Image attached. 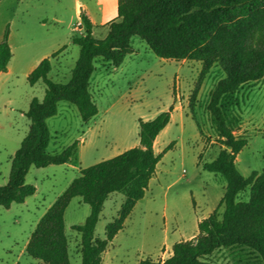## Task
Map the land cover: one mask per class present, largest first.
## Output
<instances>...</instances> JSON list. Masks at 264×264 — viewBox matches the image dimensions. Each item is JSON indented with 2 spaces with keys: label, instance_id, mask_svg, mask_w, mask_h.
I'll return each instance as SVG.
<instances>
[{
  "label": "rangeland",
  "instance_id": "rangeland-1",
  "mask_svg": "<svg viewBox=\"0 0 264 264\" xmlns=\"http://www.w3.org/2000/svg\"><path fill=\"white\" fill-rule=\"evenodd\" d=\"M116 2L4 0L0 3V41L9 27L14 33L15 47V58L10 64L12 71L4 75L0 83V187L9 183L13 159L30 133L31 121L26 114L31 103L34 98L43 101L46 95L42 82L35 86L29 83L30 68L59 44L63 48L54 59L59 58L63 66L56 63L49 78L67 84L81 54V47L73 40L85 35L84 28L80 27L81 14L91 11L97 23L94 37L104 40L110 32L107 22L118 16ZM132 46L134 53L126 57L117 71L103 58L96 60V73L90 85L93 99L101 110L96 118L84 122L77 106L62 101L57 116L48 120L51 154L63 153L76 141L79 147L68 164L31 169L27 183L36 186L38 192L25 204H14L10 209L0 206V264H40L22 252L47 211L80 176L82 169L119 154L123 149L119 140L129 145L138 140L140 145L136 123L141 117L151 118L167 107L171 97L176 103L181 96L180 101H186L189 114L176 115L181 124L174 125L166 139L168 146L175 142L174 147L161 161L160 174L153 181L152 189L137 204L125 228L105 253L103 264H139L147 258L168 260L167 248L177 241L179 234L191 233L196 216L206 217L219 206L227 180L221 174L207 171L204 164L214 161L221 150L226 149L208 105L227 73L220 62L203 73L204 65L198 61H164L138 37L132 39ZM115 99L117 103L113 108ZM231 110L237 117L236 137L248 140V146L238 156V168L245 177L253 172L262 173L264 78L242 86ZM250 196L251 187L239 195L238 201L248 202ZM124 201V193L110 199L97 227L98 237L105 238L107 225L119 218ZM223 212L221 208L220 217ZM90 214V205L80 197L67 209L66 231L72 264H82V237L74 227L85 224ZM167 231H171L170 240ZM205 261L264 264L259 253L248 247L221 248Z\"/></svg>",
  "mask_w": 264,
  "mask_h": 264
},
{
  "label": "trees",
  "instance_id": "trees-1",
  "mask_svg": "<svg viewBox=\"0 0 264 264\" xmlns=\"http://www.w3.org/2000/svg\"><path fill=\"white\" fill-rule=\"evenodd\" d=\"M81 19L85 35L73 40L81 47V54L71 81L62 84L49 78L52 59L60 51L44 59L28 77L32 86L42 82L46 95L43 101L34 98L26 114L31 121L30 133L13 159L9 183L0 187V206L10 209L37 194V187L27 183L33 167L70 163L79 141L61 154H51L48 120L57 116L62 101L77 106L84 122L96 118L100 109L90 89L96 60L103 58L120 67L134 53L132 39L138 37L161 59L201 62L203 73L215 63L222 64L227 77L212 93L208 110L226 149L204 167L223 175L228 183L221 205L199 223L195 239L175 244L168 260L147 258L139 264H210L206 257L230 247L251 248L264 262V171L253 172L249 177L240 172L237 159L248 140L236 137L237 117L231 110L242 86L264 78V0H118V16L110 22V32L104 40L94 37L95 25L88 14L82 13ZM10 34L8 27L0 42V74L8 72L14 56ZM173 111L171 106L153 120H139V146L82 169L38 223L27 254L40 264H72L66 212L72 201L80 197L91 207L85 224L74 227L82 237V264H103L110 245L145 198L158 165L174 147L172 142L161 153L155 150L159 135L171 123ZM249 187L250 200L238 201ZM114 193H124L125 201L119 218L107 225L105 238H100L97 227Z\"/></svg>",
  "mask_w": 264,
  "mask_h": 264
},
{
  "label": "crops",
  "instance_id": "crops-1",
  "mask_svg": "<svg viewBox=\"0 0 264 264\" xmlns=\"http://www.w3.org/2000/svg\"><path fill=\"white\" fill-rule=\"evenodd\" d=\"M117 2H116V5H115V8H116V10H118V0H116ZM3 2V1H2ZM88 11V14L90 15V18L92 19V21H93V23H94V25H95V27H97V23L95 22V17H94V15L91 13V11L90 10H87ZM110 22H107V24H109ZM81 30H83V29H81ZM13 39H14V33H13V31L11 30V34H10V44H11V47H12V51H13V54H14V52H15V47H14V44H13ZM3 40V39H2ZM1 40V41H2ZM0 41V42H1ZM63 47L61 46V45H56V47H55V49H53L52 51H50L49 53H47V55H45L44 56V58L41 60V61H39L36 65H34L33 67H31L30 68V70H29V75L40 65V63L44 60V59H46V57L48 56V58H50V57H52V55L53 54H55L56 52H58V51H60L61 49H62ZM15 58V54H14V56H13V59ZM12 59V60H13ZM161 59V58H160ZM162 60H164V61H167L166 59H162ZM12 62V61H11ZM11 62H10V64H11ZM78 62V61H77ZM56 63H58V64H61L60 66L62 67L63 66V63H60V61H59V58H57V59H52V65H53V70H52V72L54 71V65L56 64ZM10 64H9V68H8V72L7 73H1L0 74V83L2 82V78H3V76L4 75H6V74H8V73H10L12 70H11V68H10ZM77 64V63H76ZM76 67V66H75ZM62 70L61 71H63V68H61ZM75 69V68H74ZM73 69V70H74ZM119 69V67L118 68H116V67H114L113 68V71H117ZM73 70L71 71L72 73H71V77L69 78V81H68V83L71 81V79H72V74H73ZM51 72V73H52ZM50 73V74H51ZM95 73H96V71H95ZM29 75H28V77H29ZM179 98H178V101L175 103V99H172V97L168 100V106L167 107H163V109H160V106H158V103L157 102H155L154 104H155V106L156 107H158L160 110L153 116V117H151V118H144V117H141V119H143V120H145V121H149V120H153V119H155L160 113H162V112H164V111H168L169 109H170V107L171 106H174V111H173V114H172V120H171V123L169 124V126L159 135V137H158V139H157V141H156V143H155V150H156V152L157 153H161L166 147H168V143H167V141H166V139H167V137L170 135V133L172 132V130L174 129V125H176V127H179L180 126V124L181 123H179L180 121L176 118V115L177 114H180L181 115V117H185V116H187L188 114H189V112H187L188 111V107H187V104L185 103L186 101H180L181 99V96H178ZM116 103H117V100L115 99L114 100V102L112 103V105H113V108H115L116 107ZM100 113H101V110H100ZM99 113V114H100ZM110 113V112H109ZM111 114V113H110ZM140 120V119H139ZM183 125H184V123H183ZM185 127V126H184ZM136 129H138V131H139V121L136 123ZM182 129H184L183 127H182ZM181 132H183V130L181 131ZM119 142H121V145H122V147H123V149L120 151V153L119 154H121V153H123V152H125V151H127V150H129V149H132V148H134V147H137V146H139V141L137 140L136 141V143H134L133 145H129L128 143H127V141H125V140H119ZM119 154H117V155H119ZM116 155V156H117ZM160 165V164H159ZM159 165H158V168H157V172H156V174H155V176H154V178L152 179V181H151V183H150V187H149V190L147 191V192H149L150 191V189H152V185H153V181L154 180H156V178L158 179V175L160 174V168H159ZM205 165V164H204ZM225 193H226V191H225ZM225 193H224V196H225ZM115 195H117V193H114V194H112L111 196H110V198H109V200L107 201V203H106V205H105V209H106V207H107V205H108V203H109V201H110V199H112V198H114L115 197ZM224 196L222 197V199H221V201H220V203H219V206L221 205V202H222V200H223V198H224ZM146 197V196H145ZM145 199V198H144ZM142 201V200H141ZM139 204V203H138ZM218 206V207H219ZM217 207V208H218ZM217 208H214V209H212L211 211H210V213H209V215L208 216H206V217H200V216H196V219H195V225H194V228L192 229V231H191V233H187V234H179V237H178V239H177V241H174L173 242V244L169 247V248H167V254H169V256L170 257H172V255H173V247H174V245L175 244H177V243H179V242H181V241H189V240H193V239H195L198 235H199V223L202 221V220H204V219H206V218H208ZM105 209H104V211H105ZM104 213V212H103ZM103 213H102V215H103ZM102 217V216H101ZM170 232L171 231H167V233H168V240H170V238H171V236H169L170 235ZM33 234V233H32ZM176 234V232H174L173 233V235H175ZM32 236V235H31ZM31 238V237H30ZM30 240V239H29ZM29 240H28V242H29ZM28 242L25 244V246H24V249H23V255H26L27 254V246H28ZM113 244V243H112ZM80 250H81V245H80ZM28 255V254H27Z\"/></svg>",
  "mask_w": 264,
  "mask_h": 264
}]
</instances>
